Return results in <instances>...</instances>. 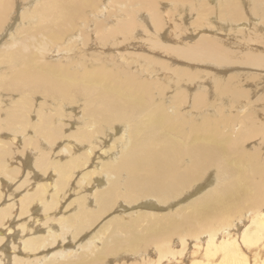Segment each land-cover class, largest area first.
Listing matches in <instances>:
<instances>
[{
    "label": "bare ground",
    "instance_id": "obj_1",
    "mask_svg": "<svg viewBox=\"0 0 264 264\" xmlns=\"http://www.w3.org/2000/svg\"><path fill=\"white\" fill-rule=\"evenodd\" d=\"M263 79L264 0H0V264H264Z\"/></svg>",
    "mask_w": 264,
    "mask_h": 264
},
{
    "label": "rangeland",
    "instance_id": "obj_2",
    "mask_svg": "<svg viewBox=\"0 0 264 264\" xmlns=\"http://www.w3.org/2000/svg\"><path fill=\"white\" fill-rule=\"evenodd\" d=\"M15 1H17V0H15ZM98 2H101V0H98ZM21 7H22L21 4H20V5H16V4L14 5V8H13V10H12V15L14 16V19L10 21V28H11V29H14L15 26H16V24L18 23V19L15 18V17H16V14L19 12V9H20ZM13 24H14V25H13ZM180 36L185 37L184 34H182V35H180ZM143 44H144L145 47H147V46L145 45L144 42H143ZM143 44H142V45H143ZM142 45H141V46H142ZM144 46H143V47H144ZM103 47H105V46H103ZM100 60H101V58H100ZM189 64L192 65V66H196V67H198V68H201V69H200V70L202 71L201 73H203L204 68H206V67L204 66V64H194V63H189ZM232 70H233L232 68H226V69H222L221 71H223V72H227V71H228V72H231ZM214 71L216 72L215 69H213V72H214ZM233 71H234V70H233ZM204 72H205V71H204ZM263 85H264V79H263V83H262V84H259L258 86L261 87V86H263ZM245 87L248 88V85L246 84ZM260 104H261V101H260ZM75 117H78V118L80 117V120H79V121H81L82 114H80V112H79V113H76V114H75ZM70 120H71V122L73 123V122H75L76 119H71V118H70ZM65 125H66V124H65ZM250 140H251V139H249L248 141H250ZM248 141H247V142H248ZM30 162H31V157L29 158V164H30ZM23 168H24V166H23ZM22 172H23V170H22ZM19 173L21 174V170L19 171ZM20 178H23V177H20ZM204 184H205V182L203 183V185H204ZM10 186H11V185H10ZM2 187H3V188H6L7 186L4 187V184H2ZM206 189H207V188H205V189H203V190H206ZM191 191H192V190H191ZM191 191H190L189 193H191ZM124 206H125V208H121L120 206H118L115 210H117L118 208L121 209V210L118 209V210H117L118 212H115V214H116V213L119 214L120 211H122V210H123L122 213H126V212H128V210L126 209L127 207H128V209H129V208H130V209H133L132 207H130V206H128V205H124ZM125 209H126L127 211H126ZM130 209H129V211H131ZM134 209H137V208H134ZM138 209H140V208H138ZM124 211H125V212H124ZM108 217H110V216H109V215L106 216V218H104L103 220L107 219ZM103 220H102V221H103ZM102 221H99V222L96 224V227L99 226V223L102 222ZM96 227H95V228H96ZM85 239H86V238H84V240H85ZM129 258H130V257H129Z\"/></svg>",
    "mask_w": 264,
    "mask_h": 264
}]
</instances>
